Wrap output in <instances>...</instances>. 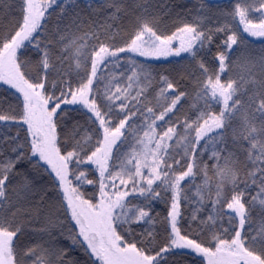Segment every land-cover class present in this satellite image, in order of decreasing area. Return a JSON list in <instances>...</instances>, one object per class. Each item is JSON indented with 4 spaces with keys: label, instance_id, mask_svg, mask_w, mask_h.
<instances>
[{
    "label": "snow or ice",
    "instance_id": "obj_1",
    "mask_svg": "<svg viewBox=\"0 0 264 264\" xmlns=\"http://www.w3.org/2000/svg\"><path fill=\"white\" fill-rule=\"evenodd\" d=\"M4 16L0 264H264V0Z\"/></svg>",
    "mask_w": 264,
    "mask_h": 264
},
{
    "label": "trees",
    "instance_id": "obj_2",
    "mask_svg": "<svg viewBox=\"0 0 264 264\" xmlns=\"http://www.w3.org/2000/svg\"><path fill=\"white\" fill-rule=\"evenodd\" d=\"M174 2H179L181 4H185L187 5L188 7H191L193 3H195V0H174ZM180 9H177V11H179ZM7 20H9V18L7 16H4L2 21V23H6ZM252 41H253V44H252V49L255 51V52H258L260 50L261 47H264V44L261 43V41L257 38H250Z\"/></svg>",
    "mask_w": 264,
    "mask_h": 264
},
{
    "label": "rangeland",
    "instance_id": "obj_3",
    "mask_svg": "<svg viewBox=\"0 0 264 264\" xmlns=\"http://www.w3.org/2000/svg\"><path fill=\"white\" fill-rule=\"evenodd\" d=\"M5 23V22H4ZM8 23V20H7V22L5 23V24H7Z\"/></svg>",
    "mask_w": 264,
    "mask_h": 264
}]
</instances>
